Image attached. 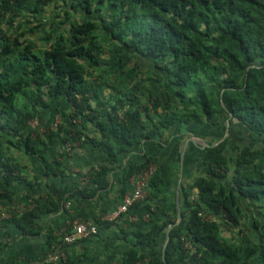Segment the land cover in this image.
Segmentation results:
<instances>
[{
    "label": "trees",
    "instance_id": "1",
    "mask_svg": "<svg viewBox=\"0 0 264 264\" xmlns=\"http://www.w3.org/2000/svg\"><path fill=\"white\" fill-rule=\"evenodd\" d=\"M59 99L65 108L53 106ZM43 114L62 121L31 128ZM193 122L217 133L199 149L194 179L180 185L182 219L165 258L166 230L178 218L179 144L173 160L148 156L123 168L127 182L157 165L145 199L131 207L148 217L121 229L128 246L117 264H264V211L245 226L256 237L239 226L243 201L264 207V0H0L1 197L25 180L15 151L37 155L46 175L64 173L48 142L68 125L74 139L122 153ZM240 132L252 142L237 141ZM109 170L100 164L82 197L106 187ZM30 200L9 220L32 233L55 205ZM49 238L51 248L57 236Z\"/></svg>",
    "mask_w": 264,
    "mask_h": 264
},
{
    "label": "crops",
    "instance_id": "2",
    "mask_svg": "<svg viewBox=\"0 0 264 264\" xmlns=\"http://www.w3.org/2000/svg\"><path fill=\"white\" fill-rule=\"evenodd\" d=\"M53 106L65 108L67 103L59 99ZM40 118L32 124L33 128L39 129V125L42 128L51 126L56 117L54 118L52 114L47 116L43 114ZM203 125H208L209 129H202ZM71 129V126H66L60 134L48 142L52 158H59L61 161L60 168L64 170L62 175H46L43 161L37 155L24 151L14 152L15 159L22 166L21 174L25 180L13 182L11 199L0 196V210H7L13 214L0 222V264H30L42 260L50 249L49 232L55 235L57 230L65 228L73 219L97 224L98 232L93 236L67 244L65 246L66 262L53 264H117L128 246L126 235L121 229L139 218L147 219L143 208L134 207L130 209L129 214L136 217L135 221L125 216L118 224L99 222L106 212L114 209L121 202L126 192L134 188V180L138 172L132 174L125 182L122 178L123 168L130 161H141L148 156L173 160L176 157L177 144H179L180 153L176 159L180 164L181 149L191 138L185 146L182 170L179 165L178 190L181 183L194 179L198 173L199 149L202 148L203 143L210 142L217 133L209 123L179 124L162 130L161 134L152 139L134 145L129 151L119 153L110 142L107 146L95 148L89 143L76 140L74 138L78 134ZM85 131L97 137L99 135L91 126L85 128ZM10 152L13 153L12 150ZM61 153L64 155L60 156ZM100 164L110 168L108 185L92 196L82 197V186L91 184L92 176L96 174ZM30 196L40 197L44 203L51 202L53 206L55 205L54 208L42 212L36 218L38 231L32 233L25 231L14 220H9L14 217V214L20 215L18 210L22 206L33 205ZM178 199L179 191H177V202ZM7 219L8 221H5Z\"/></svg>",
    "mask_w": 264,
    "mask_h": 264
},
{
    "label": "built area",
    "instance_id": "3",
    "mask_svg": "<svg viewBox=\"0 0 264 264\" xmlns=\"http://www.w3.org/2000/svg\"><path fill=\"white\" fill-rule=\"evenodd\" d=\"M62 118L60 115H57L51 124V128H55L60 122ZM69 149V146H67ZM157 165L155 163H151L149 166L143 168L137 173V176L134 180V188L130 192H126L121 202L112 210L106 212L102 217L103 220L111 223L118 224L123 217H128L129 220H136V217L130 216L131 207L140 200L145 199L147 195V187L151 176L156 171ZM30 205L22 206L18 211L22 214L25 210H27ZM12 215V212L7 210H0V222ZM204 215V213H203ZM147 218L148 215L146 214ZM211 216L208 215V218ZM98 232L97 224L91 221L77 220L73 219L69 221L68 225L65 228L57 230L55 235L57 234V240L53 243L49 251L45 254L42 260L31 262L30 264H46V263H56V262H66L67 253L65 250V246L67 244H71L76 242L81 238H87L95 235ZM188 245V242L185 243Z\"/></svg>",
    "mask_w": 264,
    "mask_h": 264
},
{
    "label": "rangeland",
    "instance_id": "4",
    "mask_svg": "<svg viewBox=\"0 0 264 264\" xmlns=\"http://www.w3.org/2000/svg\"><path fill=\"white\" fill-rule=\"evenodd\" d=\"M37 23V20H35L34 21V24H36ZM39 42H42V39H40V41ZM134 61H138L139 62V64H141V62L143 63V61H142V59H140V58H138V57H136V58H134L133 59ZM134 61L132 62V63H134ZM144 69H146L145 67H143ZM143 77L145 76V74L144 75H142ZM151 83L152 82H149L148 84H149V86L151 85ZM106 91H107V89H106ZM122 109V108H121ZM39 127V129H41V130H44V128H42L40 125L38 126ZM213 128H216V126H212ZM31 128H33L32 126H31ZM206 128H208L209 129V126L208 125H203L202 126V129H204V130H206ZM219 133H221V134H223V136H224V134H226V128L223 126V127H219ZM238 136H241V138L240 139H237V141H240V142H252L251 141V139H250V137H247V138H245L246 137V134H245V132L244 133H242V132H240V134H237ZM236 135V136H237ZM227 136H228V133H227ZM226 136V137H227ZM193 174H195V172L193 173ZM194 177V176H193ZM190 179H192V177H190ZM192 180H189V182L188 181H186V184H189L190 182H191ZM243 201V200H242ZM159 202V201H158ZM154 203H155V201H154ZM242 208H243V212L246 214V216L247 217H243L242 216V223H240L239 224V226L241 227V228H245L244 229V231H246V233H248L250 236H252V237H256L255 236V232L254 231H251L250 229H247L246 230V223H248L247 221L248 220H250L251 221V219H252V217L254 216V215H262V214H260V211L261 210H263L264 211V207H262V205L260 206V207H258L257 205H255V204H250V205H248L247 203H245V201H243L242 202ZM226 238H229L230 236L228 235V233L227 234H225L224 235ZM238 237H240L239 235H237ZM237 237V238H238ZM236 238V239H237ZM236 241V240H235Z\"/></svg>",
    "mask_w": 264,
    "mask_h": 264
},
{
    "label": "water",
    "instance_id": "5",
    "mask_svg": "<svg viewBox=\"0 0 264 264\" xmlns=\"http://www.w3.org/2000/svg\"><path fill=\"white\" fill-rule=\"evenodd\" d=\"M252 66V65H251ZM251 66H249V67H251ZM248 67V68H249ZM223 104V103H222ZM224 105V104H223ZM225 106V105H224ZM230 116H231V114H230ZM230 116H229V118H227L226 119V134L221 138V140H223L225 137H226V135H227V133H228V131H229V128H230V122H229V119H230ZM191 138H189L186 142H185V144H184V146L182 147V149H181V163H180V169L182 170V168H183V158H184V152H185V146H186V143L190 140ZM221 140H219V141H221ZM218 141V142H219ZM218 142H216V143H214L213 145H216ZM201 144H202V142H201ZM208 144L207 143H203V145H201L202 147H204V146H207ZM177 191H179V189L177 190ZM177 214H178V219L173 223V224H170L169 226H168V228H167V230H166V237H165V241H164V244H163V257L165 258V250H166V246H167V243H168V240H169V238H170V230H171V228H172V226L173 225H175V224H177V223H179V221L182 219V212H181V206H180V200L178 199V202H177Z\"/></svg>",
    "mask_w": 264,
    "mask_h": 264
}]
</instances>
